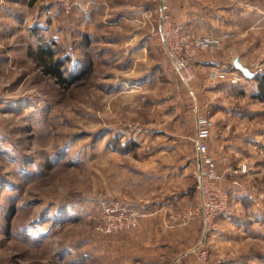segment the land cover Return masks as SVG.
Returning <instances> with one entry per match:
<instances>
[{"label":"rangeland","instance_id":"1","mask_svg":"<svg viewBox=\"0 0 264 264\" xmlns=\"http://www.w3.org/2000/svg\"><path fill=\"white\" fill-rule=\"evenodd\" d=\"M101 1L0 0V264H144L128 256L133 239L140 240L142 221L156 214L150 206L162 197L155 192L183 191L172 173L174 166L166 161L169 152L157 144L179 138L193 157L188 179L190 192L197 196L169 212L167 221L186 225L201 219L207 239L216 223L228 217L220 231L226 241L220 253L223 264H264V101L253 95L258 81L239 74L237 81L231 80L237 87L229 107L241 114L235 119L240 155L222 153L219 165L209 140L230 202L229 211L207 228L201 216L188 218L187 211L200 203L195 175L198 117L209 114L213 134L212 111L197 107L195 81L184 86L173 68L175 98L181 99L184 91L194 99L185 107L194 115L195 131L161 137L168 109L164 102L154 100L150 90L130 93L122 88L116 78L105 77L109 69L97 59L104 25L98 30L90 26L91 13L100 10ZM251 1L264 6V0ZM44 45L54 52L53 60L62 63L71 84L43 73L37 53ZM261 48L250 69L264 77ZM214 50H201L196 57ZM243 165L247 173L235 174ZM236 192L255 194L233 212ZM121 214L139 215L137 225L119 221ZM201 244L206 247L198 243L189 252ZM177 260L181 263L176 258L171 264Z\"/></svg>","mask_w":264,"mask_h":264},{"label":"crops","instance_id":"2","mask_svg":"<svg viewBox=\"0 0 264 264\" xmlns=\"http://www.w3.org/2000/svg\"><path fill=\"white\" fill-rule=\"evenodd\" d=\"M160 2L161 0H102L100 10L91 13L90 30H98L99 25H104L102 37L105 40L97 59L103 69H109L105 77L116 78V84L122 85L130 93L150 90L154 100L164 102V107L168 109L164 113V128L159 129V132L163 138H175L195 131L191 125L194 115L188 110L190 107H185L186 101L191 99L192 104L194 99L184 91L180 92L181 99L177 95L175 98L172 77L174 70L163 53L157 33ZM168 6L172 21L183 24L187 32L217 38L232 36L221 39L216 50L200 53L193 62L196 73L193 94L197 96L195 101L201 111H212L216 130L210 139V149L217 164L221 165L222 153L230 158L235 157L230 153L240 155L242 144L237 136L239 127L235 124V119L241 114L229 107L233 90L237 87L231 80L236 74L248 79L235 68L234 60L238 57L244 66L250 68L257 51L264 48V6L251 0H168ZM214 73L218 74L215 79L212 78ZM220 74L223 75L219 76ZM242 83L243 81L240 84L244 86ZM180 101V105L175 106ZM178 142L166 140L157 145L160 148L164 146L169 152H165L166 161L174 166L172 173L179 177L178 182L183 191L155 192L159 193V198L162 197L150 206L156 214L142 221L140 240L133 239L134 248L128 257L141 259L144 264H171L176 258H181V264H200L196 256L189 253V248L204 243L210 250L211 264H223L220 253L226 241L220 236V231L229 222L228 217L216 223L215 231L207 239L201 219L197 218L186 225L177 224L176 220L167 221L170 219L169 212L173 214L179 211L197 196V192H190L192 185L188 179L193 157L189 156L187 145ZM237 194L239 195L233 199L236 202L232 206L233 212L244 208L246 197L252 200L255 192ZM251 200L247 202L252 203ZM128 243L131 245L130 241ZM126 245L127 239L124 238L123 254Z\"/></svg>","mask_w":264,"mask_h":264},{"label":"built area","instance_id":"3","mask_svg":"<svg viewBox=\"0 0 264 264\" xmlns=\"http://www.w3.org/2000/svg\"><path fill=\"white\" fill-rule=\"evenodd\" d=\"M159 20L157 33L161 41L162 50L169 63L182 79V84L186 87H191L196 78L192 62L197 53L201 50H211L212 47H217L221 39L218 40L211 36L194 35L187 32L183 24L173 22L168 0H161L160 2ZM260 65L263 67L264 63L262 62ZM222 75L220 74L219 76ZM217 76L218 74H214L213 78ZM238 78L234 75L233 79L237 81ZM197 126L198 167L195 175L200 203L197 207L193 208L192 206L188 208L187 212L188 218L201 216L207 228H211L215 221L227 212L230 202V192L225 190L221 185L222 177L209 152V140L213 128L209 114L199 115ZM247 171V166L243 165L241 168L235 170L234 173H247ZM138 217L139 215L137 214H133L131 217L122 215L117 219L122 222L125 220L128 225L136 226ZM117 228L118 224H113V229ZM189 253L195 254L200 264H209L210 262V250L202 244L195 246ZM174 264L181 263L177 260Z\"/></svg>","mask_w":264,"mask_h":264},{"label":"trees","instance_id":"4","mask_svg":"<svg viewBox=\"0 0 264 264\" xmlns=\"http://www.w3.org/2000/svg\"><path fill=\"white\" fill-rule=\"evenodd\" d=\"M37 55H38L37 59L40 60V64H41L42 71L44 74L53 77L59 83H66L67 85L71 84L70 80H68L67 78H64V73L62 70V63L53 60L54 52L52 51L50 46L48 45L41 46L38 50ZM247 79L248 80L255 79L256 81H258L257 91L253 93V95L255 98L260 99L261 101H264V77H259L256 74L254 78L252 79L247 78Z\"/></svg>","mask_w":264,"mask_h":264},{"label":"water","instance_id":"5","mask_svg":"<svg viewBox=\"0 0 264 264\" xmlns=\"http://www.w3.org/2000/svg\"><path fill=\"white\" fill-rule=\"evenodd\" d=\"M234 65L237 70L243 73V75L249 79H252L256 76L254 72L251 71V69L247 66H244L241 62L240 58H235Z\"/></svg>","mask_w":264,"mask_h":264}]
</instances>
